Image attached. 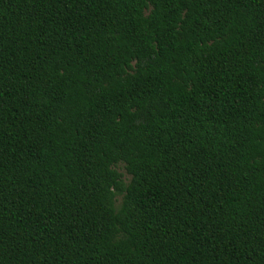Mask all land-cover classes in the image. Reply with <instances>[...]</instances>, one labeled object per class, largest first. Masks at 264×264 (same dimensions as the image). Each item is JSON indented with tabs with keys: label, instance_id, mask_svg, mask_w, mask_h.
Segmentation results:
<instances>
[{
	"label": "trees",
	"instance_id": "16d2710c",
	"mask_svg": "<svg viewBox=\"0 0 264 264\" xmlns=\"http://www.w3.org/2000/svg\"><path fill=\"white\" fill-rule=\"evenodd\" d=\"M0 264H264V0H0Z\"/></svg>",
	"mask_w": 264,
	"mask_h": 264
}]
</instances>
